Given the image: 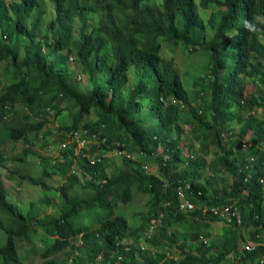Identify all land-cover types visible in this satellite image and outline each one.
Returning a JSON list of instances; mask_svg holds the SVG:
<instances>
[{
  "label": "trees",
  "instance_id": "16d2710c",
  "mask_svg": "<svg viewBox=\"0 0 264 264\" xmlns=\"http://www.w3.org/2000/svg\"><path fill=\"white\" fill-rule=\"evenodd\" d=\"M162 39L203 57L191 87ZM0 69V142L23 144L9 174L54 189L23 212L0 170V264H29L19 246L40 230L42 264H264V0H0ZM63 110L71 146L53 161L34 146ZM112 151L122 161L107 172ZM136 192L140 224L120 207ZM230 204L240 222L207 210Z\"/></svg>",
  "mask_w": 264,
  "mask_h": 264
},
{
  "label": "rangeland",
  "instance_id": "374dc122",
  "mask_svg": "<svg viewBox=\"0 0 264 264\" xmlns=\"http://www.w3.org/2000/svg\"><path fill=\"white\" fill-rule=\"evenodd\" d=\"M162 54L166 57L173 58L177 67L179 68L183 79L189 87H191L192 80L195 77V74L198 70V68H201V64L203 63V57L201 55H198L195 52H191L186 45L183 43H178L176 45H173L165 40L162 39ZM74 65V64H72ZM6 80L8 79V73L4 69H0V80ZM255 90V85L252 81H246L245 83V91L246 92H252ZM200 101H194V104H197ZM52 121L49 123V127L53 131V135H51L49 138H47V141L49 144H46L42 146L41 141H36L34 149L39 152V154L50 157L51 160L58 159L59 153L61 151L60 148H62L63 142H60L59 139H66V145L71 146L70 140V134L69 130L64 129L63 127L65 125L72 124V118L70 114L68 113V110H63L59 116H53V114L50 116ZM88 120H95L97 118V115L94 111L87 117ZM63 133V136H60L59 133ZM65 140V139H64ZM45 144V143H44ZM77 146V144H76ZM0 148L3 149L7 156L9 157L8 162L5 164L4 167H0L1 173H2V180L5 185L8 199L14 203L17 204L19 209L23 212H26L30 209V205L32 203H36L35 201L37 198L42 194H54V189H48L44 191V188H42L40 185H34V184H28L25 180L19 178L17 175L15 177H12L9 174L10 169H15L16 162L13 160L14 157L19 155L21 153V150L23 148L22 141H2L0 142ZM80 146H77V151L79 150ZM84 148L81 149V152ZM109 160L108 162H105L107 172H110L112 167L114 165H120L122 161V156L117 154L115 151L107 153L106 156ZM62 165L66 166L68 170L71 169V166L60 162ZM7 166V167H6ZM20 172L22 173H32L35 176H39L40 173V165H25V164H19L18 168ZM148 170L155 172L156 168L151 167L148 165ZM80 178L83 180L88 179V177H83L80 173ZM46 181L49 185L52 187L59 186L62 183V178L59 175H53L52 177H47ZM147 196L142 193H135L134 200L130 205L121 204V209L125 212V214L129 217H131L130 222L132 223V219H137L138 223H141L140 215L143 212L144 214L147 212V206H146ZM32 202V203H31ZM53 209L49 210V213H51ZM140 213V214H139ZM129 217V218H130ZM41 218H44L42 216ZM206 230H211L212 234L215 236L218 234V232L221 230V224L219 222H214L208 227H204ZM183 230V229H181ZM40 237L36 233H33L28 239H25L21 242V245L19 246V252L21 251L22 255L25 257V261L30 260L29 264H42L43 258L41 257L40 251L44 246L43 240L47 238V235L44 233V231L40 230ZM243 235L248 239V234L242 229ZM5 238V235L3 234V231L0 229V244L3 243ZM17 242L19 238H16ZM248 241V240H247ZM143 244H146L144 241H142ZM141 242V243H142ZM78 244H80V240H78ZM68 256V253H60L58 254L59 258H65ZM2 260V257L0 256V262ZM231 258L230 260H226L223 264H231Z\"/></svg>",
  "mask_w": 264,
  "mask_h": 264
},
{
  "label": "built area",
  "instance_id": "2783aa9c",
  "mask_svg": "<svg viewBox=\"0 0 264 264\" xmlns=\"http://www.w3.org/2000/svg\"><path fill=\"white\" fill-rule=\"evenodd\" d=\"M74 138L77 141V146L78 145L80 146L78 151H77V146L75 147V153H77V154L81 153V149L87 146V139L85 137H81L78 132H75ZM66 146L67 145L64 142L62 147H66ZM179 196L181 199V204H180L181 209L190 210V209L195 208L194 203L192 201H190L189 198L186 197L185 193H183L182 191H179ZM207 210H209L210 212H213L214 214H216L220 217L226 218L228 220L236 218L237 221L240 222L239 211H238L237 207H235L233 204L224 205V206H220V207L219 206H212L210 208H207ZM153 228H154V226H151L149 232H151ZM242 248L251 250V249H253V245L243 243Z\"/></svg>",
  "mask_w": 264,
  "mask_h": 264
},
{
  "label": "clouds",
  "instance_id": "9594fccd",
  "mask_svg": "<svg viewBox=\"0 0 264 264\" xmlns=\"http://www.w3.org/2000/svg\"><path fill=\"white\" fill-rule=\"evenodd\" d=\"M247 26V25H246Z\"/></svg>",
  "mask_w": 264,
  "mask_h": 264
}]
</instances>
